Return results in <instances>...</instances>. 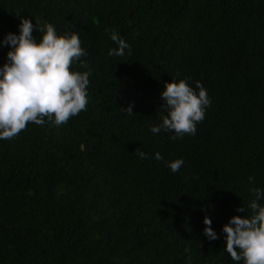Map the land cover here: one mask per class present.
<instances>
[{
	"label": "trees",
	"instance_id": "obj_1",
	"mask_svg": "<svg viewBox=\"0 0 264 264\" xmlns=\"http://www.w3.org/2000/svg\"><path fill=\"white\" fill-rule=\"evenodd\" d=\"M18 13L78 33L92 71L85 111L0 139V264H243L223 225L264 191V0H0V68ZM172 78L211 100L177 140L150 130Z\"/></svg>",
	"mask_w": 264,
	"mask_h": 264
},
{
	"label": "clouds",
	"instance_id": "obj_2",
	"mask_svg": "<svg viewBox=\"0 0 264 264\" xmlns=\"http://www.w3.org/2000/svg\"><path fill=\"white\" fill-rule=\"evenodd\" d=\"M19 35L9 33L3 43L11 46L7 53L8 62L0 68V139H12L25 130L29 123L44 125L45 117L56 125L85 111L88 105L89 76L92 69L81 60L87 52L81 47V40L76 32L58 35L55 27L45 22L20 16ZM43 33L37 42L33 30ZM111 40L118 46L109 49L111 57H122L128 43L115 31L110 32ZM79 62V67L86 71H73L72 65ZM187 79L179 81L172 78L165 84L161 93L164 104L160 107L166 114L161 116L162 123L150 130L154 134L173 132L172 140L185 135H195L197 124L205 118V110L211 100L207 90L197 81L196 89L189 86ZM123 110L134 115L132 106ZM141 159H147L144 152L137 153ZM155 159H163L155 153ZM183 159L169 162L173 173L183 166ZM254 181L249 177V182ZM255 197L248 208L251 215H234L223 225L226 234V251L235 262L243 264H264V206L258 201L264 199V191L250 189ZM237 212L246 213L245 207H238ZM204 235L209 241L218 239L212 229V221L204 218ZM186 248L185 252L190 253ZM191 264V256L188 257Z\"/></svg>",
	"mask_w": 264,
	"mask_h": 264
}]
</instances>
